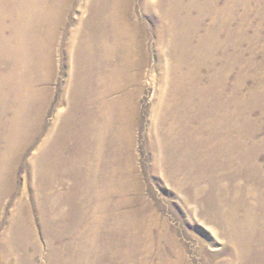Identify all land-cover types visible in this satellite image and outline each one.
I'll use <instances>...</instances> for the list:
<instances>
[{
    "label": "rangeland",
    "instance_id": "374dc122",
    "mask_svg": "<svg viewBox=\"0 0 264 264\" xmlns=\"http://www.w3.org/2000/svg\"><path fill=\"white\" fill-rule=\"evenodd\" d=\"M35 1L0 0V264L263 262L264 0Z\"/></svg>",
    "mask_w": 264,
    "mask_h": 264
},
{
    "label": "bare ground",
    "instance_id": "6f19581e",
    "mask_svg": "<svg viewBox=\"0 0 264 264\" xmlns=\"http://www.w3.org/2000/svg\"><path fill=\"white\" fill-rule=\"evenodd\" d=\"M29 2H30V6H31V8L34 6V4H35V0H28ZM40 3H41V5H42V8H43V10H44V13H48L49 11H50V9L44 4V2H43V0H40ZM22 9H24V6L22 7ZM49 21V20H48ZM44 22V21H43ZM50 22V21H49ZM21 23H17V25H20ZM44 24V23H43ZM42 25V24H41ZM46 25V24H45ZM49 25H50V23H49ZM47 34V33H46ZM49 34V33H48ZM46 36V35H45ZM49 36V35H48ZM47 36V37H48ZM52 36H53V34H52ZM43 37V36H42ZM21 38H22V36H21ZM48 38H50V37H48ZM103 38V37H102ZM1 39V38H0ZM3 40V39H2ZM38 40L39 39H37V38H33V41H32V43H33V45L32 46H30L31 47V49H33V51H34V57H35V59H36V61L38 62V64H39V66H41V68H42V72H43V70H45V69H48V71H49V69L51 68L50 67V65H51V59H50V57H52V55H53V53H54V51L52 50V49H50V47H48V48H46V47H44L43 45H40V43L38 42ZM18 41H19V44H20V46H21V49H25L26 50V48H27V46H25V45H23V44H26L24 41H22L21 39H20V36H18ZM3 42V41H2ZM1 44H3V43H1ZM47 44V43H46ZM3 49H4V47H3ZM9 51V50H8ZM27 52V51H26ZM85 52V51H84ZM28 53V52H27ZM87 53H90V51H88ZM42 54V55H41ZM46 54H48V57H44V56H46ZM79 54V53H78ZM133 54H135V53H133ZM26 56V55H25ZM24 56V57H25ZM39 56V57H38ZM79 56L81 57V64H83V61L85 60V59H88L87 58V56L85 55V54H83V53H80L79 54ZM83 56V57H82ZM88 56H89V54H88ZM30 57H31V55H30ZM80 57H79V59H80ZM91 57H89V59H90ZM15 59H17V60H20L21 59V57H20V55L19 54H17V55H15ZM29 61V60H28ZM86 62V61H85ZM136 64V56H135V59H133L132 60V62H131V64H130V67L132 66V65H135ZM34 66H35V63H34ZM30 68V67H29ZM36 69H35V72H37L36 73V75H39L38 74V68L37 67H35ZM28 70V69H27ZM41 72V71H40ZM39 72V73H40ZM89 74V73H88ZM46 76V75H45ZM87 77H89L88 75H87V71H83V70H81L80 71V74H79V82H81V84H83V88L85 89V85L87 84ZM38 78H39V80H37V81H35L34 82V84L35 83H37V82H39V81H42V79H43V77L41 76V73H40V75L38 76ZM7 80V79H6ZM86 82V83H85ZM5 87V86H4ZM21 88V87H20ZM35 88V87H34ZM24 89V88H23ZM29 89V88H28ZM27 89V90H28ZM22 90V89H21ZM25 90H23V92H24ZM22 92V93H23ZM39 92V91H38ZM26 96V95H25ZM34 96H36V95H34ZM21 97V96H20ZM9 98V97H8ZM44 98V97H43ZM86 99V98H85ZM21 100L23 101V98H21ZM82 100V99H81ZM22 101H20L19 102V104H18V106L17 107H21V105H22ZM11 103V102H10ZM37 103V102H36ZM12 104V103H11ZM47 104V103H46ZM23 105H24V103H23ZM32 110V109H31ZM9 113V111H7V109L5 110V109H2L1 110V112H0V120H1V123H3V122H5V117L7 118V114ZM2 115V116H1ZM28 115H29V110H28V108H27V106H24V109H18V110H16V111H14V114H13V119L11 118V120H13V122H12V124H14L15 123V127L17 128V129H19L20 131H23L26 127H27V125L29 124V118H28ZM117 115V114H116ZM115 115V116H116ZM123 120V119H122ZM118 121V120H117ZM130 124V123H129ZM20 131H18V132H20ZM17 135V134H16ZM120 138H122V136L120 135L119 136V139ZM14 140V139H13ZM14 141H19V140H14ZM21 141H22V144L23 143H27V142H29V140H20V143H21ZM97 141V140H96ZM121 143V142H120ZM119 143V144H120ZM12 144V143H11ZM222 144H224V141L222 140V141H219V143L216 145L218 148H220V147H222ZM10 145V144H9ZM17 146V145H16ZM121 146V145H120ZM124 146V145H123ZM22 147V146H21ZM156 147V146H155ZM7 152L8 153H11V154H13V156H14V154H15V149H12V145L11 146H7ZM156 150H157V148H155ZM24 150V149H23ZM232 161H233V159H231ZM6 161V159H1L0 158V186L3 184V186H5V182H6V180H7V175L6 174H4L3 173V171L6 169V168H8V167H11V166H13L14 165V163H12V164H10V165H8L7 164V161ZM14 161H17L16 160V158H15V160ZM230 161V160H229ZM17 168V167H16ZM259 168V167H258ZM252 169H255V168H252ZM260 171V170H259ZM259 171L257 170V171H255L256 173H259ZM9 172V171H8ZM254 172V171H253ZM9 175V174H8ZM198 175V174H197ZM93 176V175H92ZM4 182V183H3ZM56 182V181H55ZM87 185H88V183H87ZM121 185V184H120ZM113 187V186H112ZM118 187V186H117ZM46 189V188H45ZM86 189V188H85ZM112 189V188H111ZM3 189H1L0 188V201H1V198H2V193H3V191H2ZM87 191V190H86ZM110 191V190H109ZM114 191V190H113ZM116 191V190H115ZM241 207H243V214H244V218L242 219V222H241V228L242 229H245V230H248V229H252L254 232H257L256 234H258V235H261L262 233L261 232H263L262 231V229L264 228L263 226H264V198H261V200H260V202H259V206H258V209L260 210V212L259 213H256V211L258 210V209H256L257 207L256 206H251V205H246V204H243V205H240ZM26 214V213H25ZM24 218V217H23ZM19 221H21V220H19ZM20 223H23L22 221L20 222ZM78 223V222H77ZM24 225H22V226H20L19 228H21V227H23ZM16 230H17V228H16ZM20 230V229H19ZM246 232V231H245ZM243 233V232H242ZM24 235V234H23ZM240 238V237H239ZM251 240V239H250ZM247 244V243H246ZM251 247L250 246H246V249L248 250V251H246L248 254L251 252L250 249ZM91 250V249H90ZM234 250V249H233ZM263 258V257H262ZM260 264H264V261L263 262H259Z\"/></svg>",
    "mask_w": 264,
    "mask_h": 264
}]
</instances>
